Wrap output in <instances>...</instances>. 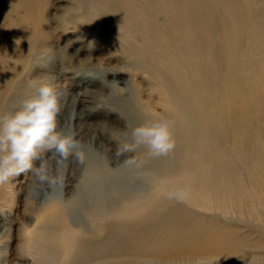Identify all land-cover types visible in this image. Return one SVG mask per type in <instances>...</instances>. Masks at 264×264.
Listing matches in <instances>:
<instances>
[{
    "label": "rangeland",
    "instance_id": "rangeland-1",
    "mask_svg": "<svg viewBox=\"0 0 264 264\" xmlns=\"http://www.w3.org/2000/svg\"><path fill=\"white\" fill-rule=\"evenodd\" d=\"M263 52L264 0H0V115L33 95L39 83H50L61 93L58 130L74 131L86 153L83 164L69 157L62 189L49 193L31 173L0 186V264H42L21 248L25 231L50 204L61 207L59 224L66 219L72 229L88 231L84 214L90 205L97 201L116 208L132 194L149 193L159 180L154 175L169 167L180 172V164L196 158L206 164L200 188L209 196L197 212L206 220L216 218L241 255L239 261L204 264H264ZM158 118L174 121L170 154L152 157L141 147L116 156L117 148L130 140L131 129ZM131 155L143 161L140 169L123 164ZM44 156L54 163L52 153ZM211 160L239 168L233 175L217 168L208 181ZM241 176L249 179L241 181ZM180 203L173 200L170 207L190 210ZM118 259L117 264L161 261L133 255ZM111 264H116L113 259Z\"/></svg>",
    "mask_w": 264,
    "mask_h": 264
},
{
    "label": "bare ground",
    "instance_id": "bare-ground-1",
    "mask_svg": "<svg viewBox=\"0 0 264 264\" xmlns=\"http://www.w3.org/2000/svg\"><path fill=\"white\" fill-rule=\"evenodd\" d=\"M2 1V0H1ZM171 0H168V2ZM173 1V0H172ZM139 2V1H138ZM164 2V1H163ZM185 2V1H184ZM187 2V1H186ZM124 3V2H123ZM162 3V2H161ZM172 3V2H171ZM194 3V2H192ZM90 4V3H89ZM138 4V3H137ZM174 4V3H173ZM74 5V4H73ZM76 5V4H75ZM160 5V4H159ZM162 5H165L162 3ZM170 7V4H168ZM183 5V3H182ZM192 5V4H190ZM86 7V6H85ZM90 7V6H89ZM162 7V6H161ZM78 8V7H77ZM92 8V7H91ZM167 8V7H166ZM171 8V7H170ZM190 8V7H185ZM152 9V7H151ZM168 9V8H167ZM173 9V8H172ZM191 9V8H190ZM94 11V9H92ZM154 10V9H153ZM157 10V9H156ZM169 10V9H168ZM155 11V10H154ZM147 12V11H146ZM187 12V11H186ZM229 12V11H228ZM141 13V12H140ZM143 13V12H142ZM161 13V12H160ZM239 13V12H237ZM78 14V13H77ZM163 15V13H162ZM176 15V14H175ZM192 15V11L190 13ZM65 16V15H64ZM93 16V15H92ZM137 16V15H136ZM174 16V15H173ZM172 16V17H173ZM179 17V15H177ZM196 16V15H195ZM232 16V15H231ZM89 16L85 17L86 18ZM141 17V16H140ZM169 17V16H168ZM229 17V16H228ZM137 18V17H136ZM181 18V17H179ZM191 18V17H190ZM71 19V18H69ZM73 19V18H72ZM75 19V18H74ZM89 19V18H88ZM87 19V20H88ZM148 19V18H147ZM187 19V18H186ZM76 20V19H75ZM84 20V21H85ZM134 20V19H133ZM193 20V19H192ZM83 21V20H82ZM177 21V20H176ZM199 21V20H198ZM126 22V21H125ZM129 22V21H128ZM127 22V23H128ZM131 22V21H130ZM141 22V21H140ZM80 23V22H79ZM86 23V22H85ZM133 23V22H132ZM135 23V21H134ZM139 23V21H138ZM144 23V22H142ZM156 23V22H155ZM166 23V22H165ZM76 24V23H75ZM126 24V23H125ZM149 24V23H148ZM182 24V23H181ZM186 24V23H185ZM60 25V24H59ZM63 25V24H62ZM78 25V23H77ZM162 25V24H161ZM159 25V27L161 26ZM69 26V25H68ZM128 26V25H127ZM145 26V25H144ZM174 26V25H173ZM185 26V25H184ZM199 26V25H198ZM256 26V25H255ZM164 27V26H163ZM175 27V26H174ZM173 27V28H174ZM180 27V26H179ZM196 27V26H195ZM257 27V26H256ZM131 28V27H130ZM147 28V27H146ZM193 28V27H192ZM70 29V28H69ZM120 29V28H119ZM139 29V28H138ZM180 29V28H179ZM186 29V28H184ZM201 29V28H200ZM66 29H64L65 31ZM78 30V29H77ZM82 30V28H81ZM105 30V29H104ZM183 30V29H181ZM60 31V30H59ZM70 31V30H69ZM151 31V30H150ZM186 31V30H184ZM188 31V30H187ZM235 31V30H234ZM84 32V31H83ZM189 32V31H188ZM226 32V31H225ZM229 32V31H228ZM81 33V32H79ZM88 33V32H87ZM118 33V32H117ZM148 33V32H147ZM154 33V31H153ZM196 33V32H195ZM238 33V32H237ZM231 34V33H230ZM234 34V33H233ZM250 34V33H249ZM73 35V34H71ZM127 35V34H126ZM156 35V34H155ZM154 35V36H155ZM170 35V34H169ZM193 35V34H192ZM203 35V33H202ZM61 36V35H59ZM76 36V34H75ZM83 36V35H81ZM88 36V35H87ZM111 36V35H110ZM151 36V35H150ZM187 36V35H186ZM197 36V35H196ZM231 36V35H230ZM248 36V35H247ZM78 37V36H77ZM162 37V36H161ZM182 37V36H180ZM179 37V38H180ZM194 37V36H193ZM234 37V36H233ZM237 37V36H236ZM60 38V37H58ZM84 38V37H83ZM92 38V37H90ZM128 38V37H127ZM139 38V37H138ZM171 38V37H170ZM80 39V37H79ZM78 39V40H79ZM85 39V38H84ZM151 39V38H150ZM59 40V39H58ZM96 40V39H95ZM146 40V39H145ZM156 40V39H155ZM159 40V39H158ZM175 40V39H174ZM208 40V39H207ZM69 41V40H68ZM75 41V40H74ZM130 41V40H128ZM139 41V40H138ZM143 41V40H142ZM165 41V40H164ZM176 41V40H175ZM191 41V39H190ZM198 41V40H197ZM228 41V40H227ZM70 42V41H69ZM68 42V43H69ZM76 42V41H75ZM124 42V41H123ZM153 42V41H152ZM186 42V41H185ZM184 42V43H185ZM111 43V42H110ZM142 43V42H141ZM197 43V42H196ZM223 43V42H222ZM77 44V43H76ZM131 44V43H130ZM145 44V43H144ZM148 44V43H147ZM163 44V43H162ZM165 44V43H164ZM237 44V43H236ZM128 45V44H127ZM126 45V46H127ZM132 45V44H131ZM146 45V44H145ZM189 45V44H188ZM194 45V44H193ZM192 45V46H193ZM115 46V45H114ZM125 46V45H124ZM140 46V45H139ZM154 46V44H153ZM175 46V45H174ZM195 46V45H194ZM200 46V45H199ZM208 46V45H207ZM64 47V46H63ZM128 47V46H127ZM155 47V46H154ZM188 47V46H187ZM201 47V46H200ZM205 47V46H204ZM133 48V47H132ZM178 49V47H176ZM183 48V47H182ZM189 48V47H188ZM192 48V47H191ZM203 48V47H202ZM70 49V48H69ZM126 49V48H125ZM154 49V48H153ZM156 49V48H155ZM180 49V48H179ZM186 49V48H185ZM194 49V48H193ZM211 49V48H210ZM210 49L208 50L210 52ZM224 49V48H223ZM229 49V48H227ZM261 49V48H260ZM75 50V49H74ZM138 50V49H137ZM200 50V49H199ZM203 50V49H202ZM213 50V49H212ZM167 51V50H166ZM175 51V50H174ZM187 51V50H186ZM189 51V49H188ZM222 51V50H221ZM239 51V50H237ZM140 52V51H139ZM181 52V51H180ZM183 52V51H182ZM190 52V51H189ZM207 52V50H206ZM233 52V51H232ZM176 53V52H175ZM193 53V52H192ZM203 53V52H202ZM224 54V52H222ZM227 53V52H226ZM264 53V52H263ZM155 54V53H154ZM206 54V53H205ZM211 54V53H210ZM222 54V55H223ZM236 54V53H235ZM157 55V54H156ZM227 55V54H226ZM229 55V54H228ZM230 55H232L230 53ZM146 56V55H145ZM150 56V55H149ZM182 56V55H181ZM192 56V55H190ZM195 56V55H194ZM211 56V55H210ZM57 57V55H56ZM188 57V56H187ZM132 58V57H131ZM143 58V57H142ZM154 58V57H153ZM177 58V57H176ZM179 58V57H178ZM193 58V57H192ZM222 58V57H221ZM231 58V57H230ZM182 60V59H181ZM160 61V60H157ZM183 62V61H182ZM212 62V61H211ZM210 62V63H211ZM228 62V61H227ZM177 63V62H176ZM204 63V62H203ZM229 63V62H228ZM154 64V63H152ZM151 64V65H152ZM163 64V63H162ZM213 64V63H212ZM218 64V63H217ZM216 64V65H217ZM230 64V63H229ZM232 64V63H231ZM164 65V64H163ZM192 65V64H191ZM229 66V65H228ZM231 66V65H230ZM149 67V66H148ZM153 67V66H152ZM259 67V66H258ZM142 68V67H141ZM151 68V67H150ZM154 68V67H153ZM203 68V67H202ZM246 68V67H245ZM212 69V68H210ZM228 69V68H227ZM181 70V69H180ZM197 70V69H196ZM35 72V70H34ZM65 72V71H64ZM153 72V71H152ZM156 72V71H155ZM162 72V71H161ZM180 72V71H179ZM199 72V71H197ZM227 72V71H226ZM36 73V72H35ZM168 73V72H167ZM224 73V72H223ZM242 73V72H241ZM61 74V73H59ZM156 74V73H155ZM162 74V73H161ZM165 74V73H164ZM177 74V73H175ZM226 74V73H225ZM149 75V74H148ZM153 75V74H152ZM171 75V74H170ZM183 75V74H182ZM190 75V74H189ZM205 75V74H204ZM220 75V74H218ZM96 76V75H95ZM154 76V75H153ZM212 76V75H211ZM210 76V77H211ZM225 76V75H224ZM247 76V75H246ZM155 77V76H154ZM160 77V75H159ZM196 77V76H195ZM213 77V76H212ZM153 78V77H152ZM151 78V79H152ZM203 78V77H202ZM161 79V77H160ZM165 79V78H164ZM194 79V78H193ZM212 79V78H211ZM202 80V79H201ZM157 81V80H156ZM165 81V80H164ZM206 81V80H205ZM158 82H160L158 80ZM254 82V81H253ZM261 82V80H260ZM107 83V82H106ZM155 84V83H153ZM161 85V84H160ZM180 85V84H179ZM187 85V84H186ZM206 85V84H205ZM256 86V85H254ZM263 86V85H262ZM103 87V86H102ZM165 87V86H164ZM176 87V86H175ZM182 87V86H181ZM101 88V87H100ZM158 89V88H157ZM164 89V88H163ZM187 89V88H186ZM197 89V87H196ZM199 89V88H198ZM88 90V89H87ZM93 90V89H92ZM176 90V89H175ZM254 90V89H253ZM252 90V91H253ZM258 90V89H257ZM263 90V89H262ZM171 91V90H170ZM216 91V90H215ZM262 92V91H261ZM185 93V92H184ZM74 96V95H73ZM97 96V95H96ZM122 96V95H121ZM221 96V95H220ZM95 97V96H94ZM99 97V96H98ZM213 97V96H212ZM126 99V98H125ZM261 99V98H260ZM259 99V100H260ZM78 100V99H77ZM128 100V98H127ZM161 100V99H160ZM115 101V100H113ZM119 101V100H118ZM258 101V100H257ZM76 102V101H75ZM125 102V101H124ZM132 102V101H131ZM90 103V102H89ZM118 103V102H117ZM133 104V103H132ZM196 104V103H195ZM262 104V103H261ZM219 106V105H218ZM248 107V106H247ZM6 108V107H5ZM118 110V109H117ZM119 111V110H118ZM175 112V111H174ZM90 114V113H89ZM113 114V113H112ZM149 115V114H147ZM158 117V116H157ZM124 118V117H123ZM154 118V117H153ZM159 119V118H158ZM173 121V120H172ZM209 122V121H208ZM252 122V121H251ZM264 122V121H263ZM251 125V124H249ZM250 128V127H249ZM254 129V128H253ZM252 129V130H253ZM132 130V129H131ZM131 133V132H130ZM240 133V132H239ZM186 134V133H185ZM235 134V133H233ZM242 134V133H241ZM261 134V133H260ZM248 135V134H247ZM254 135V134H253ZM127 136V135H126ZM241 136V135H240ZM261 136V135H260ZM185 137V136H184ZM201 137V136H200ZM238 137V136H237ZM263 137V136H262ZM204 138V137H203ZM217 138V137H216ZM228 138V137H227ZM235 138V137H234ZM233 138V139H234ZM184 139V138H183ZM186 139V138H185ZM200 139V138H199ZM205 139V138H204ZM245 139V138H243ZM126 140V139H125ZM187 140V139H186ZM194 140V139H193ZM196 140V139H195ZM226 140V139H225ZM241 142V138H239ZM251 140V139H250ZM260 140V139H259ZM184 141V140H183ZM190 141H192L190 139ZM198 141V140H197ZM219 141V140H218ZM237 141V140H236ZM202 142V141H201ZM200 142V143H201ZM209 142V139H208ZM239 142V141H238ZM248 142V141H246ZM199 143V144H200ZM212 143V142H211ZM210 143V144H211ZM196 144V143H195ZM209 144V145H210ZM214 144V143H213ZM232 145V144H229ZM243 145V143H242ZM247 145V144H246ZM178 146V145H177ZM190 146V145H188ZM194 146V145H193ZM254 146V145H253ZM264 146V145H263ZM191 147V146H190ZM219 148V146H217ZM258 147V146H257ZM215 148V147H214ZM217 148V149H218ZM249 148V147H248ZM253 148V147H252ZM202 149V148H201ZM227 149V148H224ZM190 150V149H189ZM198 150V149H197ZM221 150V149H220ZM248 150V149H246ZM196 151V150H195ZM194 152V151H193ZM213 152V151H212ZM218 152V151H217ZM243 152V151H242ZM254 152V151H253ZM177 153V152H176ZM195 153V152H194ZM197 153V152H196ZM206 153V152H205ZM225 153V152H224ZM263 153V152H262ZM174 154V153H173ZM180 154V153H179ZM184 154V153H182ZM187 154V153H186ZM212 154V153H211ZM221 154V153H220ZM219 154V155H220ZM218 155V156H219ZM232 155V154H231ZM263 155V154H262ZM183 156V155H182ZM181 156V157H182ZM215 156V155H214ZM223 156V155H222ZM226 156V154H225ZM228 156V155H227ZM233 156V155H232ZM253 156V155H252ZM185 157V156H184ZM183 157V158H184ZM210 158V157H209ZM208 158V159H209ZM217 158V157H216ZM73 159V158H71ZM120 159V158H119ZM142 159V158H141ZM177 159V158H176ZM179 159V158H178ZM245 159V158H244ZM69 160V159H68ZM175 160V159H174ZM193 160V159H192ZM74 161V160H73ZM118 161V160H117ZM167 161V160H166ZM176 161V160H175ZM162 163V161H160ZM170 162V161H169ZM191 162V160H190ZM183 162L181 171L174 168L164 169L159 179L147 194L133 195L111 208L104 204L94 203L87 210L85 220L88 231L71 228L66 219L59 224L61 207L52 205L37 214L35 225L26 230L23 247L24 255H37L42 264H73L79 259L96 261L103 259V264H117L118 258L125 256H145L158 261V264H172V259L180 257L189 261L221 260L230 262L241 259L239 251L234 249L235 242L231 240L228 231L224 230L216 218L206 220L203 214L197 212L201 204H207L208 193H204L202 176L206 164L194 159L192 163ZM238 162V161H237ZM256 162V161H255ZM157 163V162H156ZM168 163V162H167ZM179 163V162H178ZM144 165V164H143ZM146 165V164H145ZM167 165V164H163ZM169 165V163H168ZM171 165V163H170ZM169 165V166H170ZM174 165V164H173ZM176 165V164H175ZM237 166V165H236ZM236 166L211 160L208 163L210 172L208 178L216 174L217 168L226 170L233 175ZM167 167V166H166ZM165 167V168H166ZM248 167V166H246ZM156 168H159L156 166ZM176 168V167H175ZM237 168H239L237 166ZM140 169V168H139ZM234 169V171H233ZM207 170V169H206ZM241 170V169H240ZM250 170V168H249ZM159 172V171H158ZM262 172V171H261ZM142 173V172H141ZM241 173V172H240ZM239 173V174H240ZM263 173V172H262ZM245 175V174H244ZM252 175V174H251ZM136 176V175H135ZM149 177V176H148ZM152 178V176H151ZM254 178V177H253ZM154 179V178H153ZM218 179V178H217ZM249 176L241 181H247ZM219 180V179H218ZM127 181V180H126ZM129 181V180H128ZM134 181V180H133ZM148 181V180H147ZM209 181V180H208ZM136 183V182H135ZM120 184V183H119ZM131 184V183H130ZM210 184V182H209ZM116 185V184H115ZM208 185V184H207ZM133 186V185H132ZM111 187V186H110ZM114 187V186H113ZM148 187V185H147ZM209 188V187H208ZM111 189V188H110ZM119 189V188H118ZM173 190H183L187 197L182 202L189 205L188 211L180 206L170 207L173 200L166 194ZM108 191V190H107ZM112 191V190H110ZM125 191V190H124ZM214 191V190H213ZM220 191V189L218 190ZM135 192V190H134ZM138 192V191H137ZM230 192V190H229ZM130 193V192H128ZM130 196V195H129ZM221 196V195H220ZM244 195H241L242 197ZM230 197V196H229ZM102 198V197H101ZM125 198V197H124ZM111 200V199H109ZM105 201V200H104ZM102 201V202H104ZM121 201V200H120ZM109 202V201H108ZM112 202V201H111ZM101 203V202H100ZM178 203V202H177ZM54 204V203H53ZM63 204V203H61ZM60 204V205H61ZM181 204V203H180ZM187 207V206H186ZM92 208H94L93 211ZM103 208V210H102ZM204 208V207H203ZM224 209V206H221ZM64 209V208H63ZM105 209V210H104ZM210 209V208H208ZM66 210V209H65ZM196 210V211H195ZM220 210V209H217ZM85 212V211H84ZM55 217H52L53 214ZM206 213V212H205ZM103 215V216H102ZM105 216V217H104ZM67 217V215H66ZM61 218V217H60ZM64 219V218H62ZM50 223L54 227L47 226ZM9 232V231H8ZM201 249V251H198ZM26 253V254H25ZM6 256V254H5ZM2 260V259H1ZM169 261V262H168ZM5 262V261H4ZM1 263V262H0ZM174 263V262H173ZM177 264V263H174Z\"/></svg>",
    "mask_w": 264,
    "mask_h": 264
},
{
    "label": "clouds",
    "instance_id": "clouds-1",
    "mask_svg": "<svg viewBox=\"0 0 264 264\" xmlns=\"http://www.w3.org/2000/svg\"><path fill=\"white\" fill-rule=\"evenodd\" d=\"M60 97L54 85L39 83L33 95L22 99L13 111L0 115V186L22 173H31L51 193L64 187L69 157L84 163V145L76 138V133L58 130ZM173 127L174 121L160 118L133 128L130 140L117 148L116 156L136 153L141 147L152 157L167 156L175 148ZM49 152L54 163L44 156ZM123 164L139 168L143 161L131 155ZM186 197L183 190L166 194L167 199L181 203ZM194 264L204 262L198 259Z\"/></svg>",
    "mask_w": 264,
    "mask_h": 264
}]
</instances>
